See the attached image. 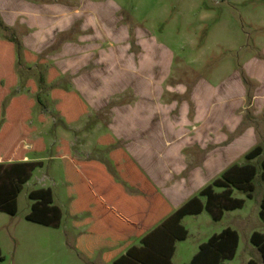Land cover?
I'll list each match as a JSON object with an SVG mask.
<instances>
[{"label": "crops", "instance_id": "crops-1", "mask_svg": "<svg viewBox=\"0 0 264 264\" xmlns=\"http://www.w3.org/2000/svg\"><path fill=\"white\" fill-rule=\"evenodd\" d=\"M97 1L0 0V21L6 27H0V42L10 45L13 74V84L0 99V161L40 163L28 155L32 152L36 156L42 150L41 143L29 142L32 129L26 126L32 103L25 95L35 92L34 82L29 77L23 80L26 94L11 90L17 80L15 64L25 73L42 66V83L49 86L55 120L68 126L83 116L93 117V127L89 128L96 132L88 138L84 127L76 128L77 149L72 156L63 140H59L57 149L68 199L66 211L71 226L78 230L71 238L73 248L87 262L93 259L92 264H112L128 246L140 245L139 238L157 222L159 205L171 211L192 196L203 204L204 196L198 195V190L224 167L238 162L242 152L254 144L255 133L250 124L236 129L243 88L234 62L227 56L219 61L222 75L214 83L196 75L187 84L182 71H194L187 59L169 50H148L137 25L133 35L139 50L133 53L127 42V27L116 14L119 6L102 15L94 8ZM249 22L255 33L248 34L246 43L242 47L239 43L227 46L228 50H246L240 53L238 62L256 81L252 102L261 111L264 21L253 18ZM10 38L18 41L19 56ZM54 40L57 42L48 49ZM4 44H0V50ZM163 54L165 59L160 57ZM186 86L189 89L184 93ZM106 106V119L95 118L94 114ZM63 159L76 170L71 173L75 183L71 187L64 179ZM80 183L85 185L83 189ZM71 201L76 206L85 203L84 209L69 213ZM203 210L180 217L178 222L186 233L173 241L169 258L173 264L188 262L199 243L218 232L198 240L186 261H172L175 242L187 236L182 217ZM8 237L12 235L0 218V264L5 253L11 252L9 247L5 253L2 250V244H9ZM259 258L261 261L260 254Z\"/></svg>", "mask_w": 264, "mask_h": 264}, {"label": "rangeland", "instance_id": "rangeland-1", "mask_svg": "<svg viewBox=\"0 0 264 264\" xmlns=\"http://www.w3.org/2000/svg\"><path fill=\"white\" fill-rule=\"evenodd\" d=\"M96 3L94 8L102 15L112 11L114 5L119 6L116 14L119 21L127 27V42L129 50L133 53L139 50L133 35V28L137 25L140 26L141 37L144 38L142 39L147 44L148 50H169L172 55L187 59L194 70L182 71L187 84L196 75L206 76L212 79L211 83H214V80L222 75L219 66L221 57L227 56L231 63L234 62V70L243 88L244 97L239 107L241 118L236 129L241 130L250 124L254 129L255 142L242 152L238 162L232 164L253 165L255 170L251 178L253 188L249 197L245 196V191L232 188L231 195L241 198L242 204L238 208L222 211L221 217L217 220H212L205 210L195 215L183 216L180 222L187 229V236L175 242L172 261H186L198 240H203L210 233L228 226L236 231L238 242L233 257L224 260L222 264H245L247 258H252L256 264H264L260 261L258 250L249 241V235L253 230L260 232L264 237V223L257 213L264 189V172L261 167V161L264 159V109L257 111L252 102L256 81L248 77L238 62L240 53L246 50H228L227 46V44L239 43V47H242L248 40V34L255 33L249 21L253 18L264 21V0H98ZM55 41L48 46V49L53 47ZM160 57L165 59L166 56L163 54ZM213 66L215 67L212 68ZM176 71L175 69V74ZM14 72L17 80L11 93L26 94L22 86L26 77L34 82L35 92L25 95L32 103L26 126L32 129L28 137L29 142L41 143L42 150L36 156L32 152L28 153L29 157L35 158L40 163L34 165L28 179L16 195L15 213L7 214L0 211V218L12 235V238L8 237L9 244L6 246L2 244L3 253L8 247L11 252L5 253V260L1 263L10 264V261L12 263V257L14 264H92L93 259L91 262L85 261L73 248L71 238L78 230L71 226L72 220L66 211L68 199L61 178L57 149L59 140H63L68 155L72 156L75 153L76 128L84 127L82 130L89 132L87 137L93 138L96 132L90 131L89 128L92 126L93 117L83 116L68 126L62 125L55 120L53 102L48 97L49 86L42 83V73H44L42 66L35 67L33 74L25 73L15 64ZM40 72L41 83L38 79ZM241 74L246 77L245 82L242 81ZM66 78L62 80L65 81ZM51 86L56 87V85ZM188 89L186 86L184 93ZM106 111L107 106L96 112L95 118L106 119ZM188 111H191L190 107ZM37 118L41 121L38 122ZM19 144L22 145V142L20 141ZM255 144L260 145V152L251 158H246L245 152ZM92 150L97 151L94 148ZM36 187L49 188L51 202L60 209V217L55 226L36 224L24 218L30 202L27 192ZM93 256L96 257L95 254Z\"/></svg>", "mask_w": 264, "mask_h": 264}, {"label": "trees", "instance_id": "trees-1", "mask_svg": "<svg viewBox=\"0 0 264 264\" xmlns=\"http://www.w3.org/2000/svg\"><path fill=\"white\" fill-rule=\"evenodd\" d=\"M0 27L6 28L0 21ZM8 41L14 43L16 55L19 56L20 47L15 38ZM132 39L130 37V43ZM4 44V42H0ZM0 50V99L6 93L8 87L13 84V74L10 69L11 52L10 45L4 44ZM243 82L246 77L241 74ZM261 150L259 144H255L247 152L246 158L257 155ZM114 170L118 168L114 161ZM36 161L31 160H12L8 162L0 161V210L14 214L16 210L15 198L22 184L29 177L31 169L36 165ZM64 179L68 187L75 184L72 181L71 173L73 169L70 161L63 159ZM262 171L264 172V159L261 161ZM254 167L251 164H230L225 167L218 175L213 177L208 183L198 190V195L204 196L203 204L196 196H192L173 210L163 209L159 205V217L156 224L147 230L140 238V245L128 246L124 253L113 259L112 264H173L170 255L173 250V241L182 239L185 236V229L179 224V219L186 213H195L200 209H205L211 219H218L222 211L238 208L242 204V199L231 195L232 188L245 191V196L249 197L252 190L251 178L254 175ZM78 182L76 183V187ZM80 189L85 185L79 184ZM83 187V188H82ZM219 188V190H215ZM28 198L32 199L29 210L24 218L41 223L44 225L55 226L60 217L59 208L51 202V193L47 187L30 189L27 192ZM85 207V203L80 206L69 203L68 212L72 213L75 209ZM258 216L264 223V189L258 203ZM155 223V222H154ZM249 241L258 250L261 261L264 263V237L258 231H251ZM237 244V233L230 227H223L217 233L210 234L207 239L199 243L197 251L191 256L188 262L181 264H220L224 259L233 256ZM2 256L0 255V258ZM246 264H256L249 258Z\"/></svg>", "mask_w": 264, "mask_h": 264}]
</instances>
